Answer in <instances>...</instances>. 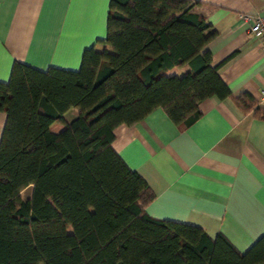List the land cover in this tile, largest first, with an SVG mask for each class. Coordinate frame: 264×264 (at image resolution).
Returning <instances> with one entry per match:
<instances>
[{
    "label": "trees",
    "instance_id": "obj_1",
    "mask_svg": "<svg viewBox=\"0 0 264 264\" xmlns=\"http://www.w3.org/2000/svg\"><path fill=\"white\" fill-rule=\"evenodd\" d=\"M193 3L109 0L108 48H85L77 70L13 62L0 80V264H264V232L239 250L221 232L148 215L154 192L111 146L118 124L160 107L187 126L211 96L264 119L211 63L216 30Z\"/></svg>",
    "mask_w": 264,
    "mask_h": 264
},
{
    "label": "crops",
    "instance_id": "obj_2",
    "mask_svg": "<svg viewBox=\"0 0 264 264\" xmlns=\"http://www.w3.org/2000/svg\"><path fill=\"white\" fill-rule=\"evenodd\" d=\"M216 34L204 49L232 96L257 102L264 88V48L244 14L264 16V0H191ZM109 0H0V80L14 61L38 69L77 70L89 46L108 48ZM182 68L173 67L177 73ZM189 125L174 123L160 107L133 125L118 124L112 148L154 192L148 215L198 225L210 236L223 233L245 250L264 232V119L241 111L231 97L198 103ZM65 118L71 119L78 110ZM6 115L0 111V136ZM64 128L50 125L52 132ZM32 184L20 194L28 198ZM28 195L23 196V190Z\"/></svg>",
    "mask_w": 264,
    "mask_h": 264
},
{
    "label": "built area",
    "instance_id": "obj_3",
    "mask_svg": "<svg viewBox=\"0 0 264 264\" xmlns=\"http://www.w3.org/2000/svg\"><path fill=\"white\" fill-rule=\"evenodd\" d=\"M243 18L249 22V31L261 38L264 48V16L246 13ZM257 98L259 101L264 102V88L259 91Z\"/></svg>",
    "mask_w": 264,
    "mask_h": 264
},
{
    "label": "rangeland",
    "instance_id": "obj_4",
    "mask_svg": "<svg viewBox=\"0 0 264 264\" xmlns=\"http://www.w3.org/2000/svg\"><path fill=\"white\" fill-rule=\"evenodd\" d=\"M70 110H71V111H69L68 115H71L72 112H74V111H76V110H78V109L75 108V107H72V108H70ZM22 195H23V196H27V195H28V189L23 190Z\"/></svg>",
    "mask_w": 264,
    "mask_h": 264
}]
</instances>
